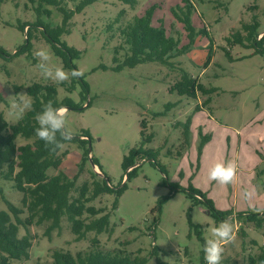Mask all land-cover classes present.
Instances as JSON below:
<instances>
[{"label":"rangeland","instance_id":"374dc122","mask_svg":"<svg viewBox=\"0 0 264 264\" xmlns=\"http://www.w3.org/2000/svg\"><path fill=\"white\" fill-rule=\"evenodd\" d=\"M189 1L193 5L191 20L198 32L192 47L183 54H173L170 64L144 62L121 70H117L115 58L124 60L126 50L120 49L116 55V47L123 42L120 23L114 21L119 12L125 11L121 21L126 23L155 6L154 24L163 23L169 35L179 37L185 45L189 42L187 31L173 13L184 6L183 0H138L134 7L119 0H102L76 13L70 22L71 31L62 40L82 52L74 62L89 84L84 100L78 78L70 76L66 85L43 78L33 55L38 49L49 52L51 65L69 74L71 69L54 53L40 28L34 29L30 56L17 53L26 43L19 23L36 20L32 4L28 0H0V46L7 52L0 54V113L14 125L25 113L17 117L11 109L13 102L21 96L31 99L28 88L34 83L56 85L58 100L70 97L82 107L64 108L67 126L73 134L83 130L90 133V156L104 173L91 160L80 169L83 150L71 142L62 146L61 167L50 168L48 174L78 175L77 186L101 181L105 174L113 186L124 187L119 197L104 193L88 203L104 208V212L85 214L87 220L108 213V229L90 231L77 240L66 216L49 235L50 221L35 223L30 226L33 246L29 259L12 260L10 264H35L38 259L51 263L54 250H87L93 238L100 240L102 250L121 249L126 257L147 259L145 264H205L204 242L211 238L212 229L224 223L231 226L234 243L224 247L221 264H250L249 256L257 255L264 246V56L256 53L255 40L248 39L244 27L256 19L257 32H264V0ZM45 7L52 14L44 15L43 20L59 25L62 15L52 6ZM182 70L216 89L208 104L204 103L208 95L200 93L193 98L171 90L181 79ZM148 135H152L151 141H144ZM37 138L18 137L17 144ZM141 145L158 152L157 160L164 170L148 158L140 159L137 174L126 182L123 159ZM215 163L235 166L231 185L208 178V170ZM171 184L186 191L175 192ZM191 185L212 199L217 210L230 215L218 218L204 205L195 204L187 192ZM0 186V210L7 209L3 196L24 208L23 193L12 181L0 179ZM248 190L255 196L245 203L241 193ZM77 194L73 191L74 196ZM166 196L170 197L157 211L159 199ZM24 210L25 218L28 211ZM251 211L258 212L263 221H250ZM195 225L200 226L204 242ZM25 233L21 227L20 235Z\"/></svg>","mask_w":264,"mask_h":264},{"label":"trees","instance_id":"16d2710c","mask_svg":"<svg viewBox=\"0 0 264 264\" xmlns=\"http://www.w3.org/2000/svg\"><path fill=\"white\" fill-rule=\"evenodd\" d=\"M36 13L34 22L19 23L18 27L26 33V43L17 51L18 54L30 53L33 49L32 39L35 36L34 29H41L42 36L50 43L54 53L61 57L66 68L71 70L78 69L74 60L80 58L82 52L66 41L62 40V36L71 31L70 25L76 13L81 12L85 7L102 0H28ZM131 7H134L138 0H119ZM184 6H178L177 11L173 13L176 18L184 24L187 31L189 42L181 45L179 37L169 35L167 28L163 23L155 25L153 22L155 14V6L147 8L144 13L136 14L126 23L121 19L124 17L125 11L121 10L115 18V23H120L118 31L122 38V44L116 47V55L118 50H126L124 60L119 62L117 70L124 67H134L144 62H161L170 64L173 54H183L187 52L195 42L198 34L194 27L191 16L193 14V5L189 0H183ZM72 4V6L70 5ZM45 6L54 7L61 15L62 20L59 25L52 26L49 22L43 20V16H51L52 11ZM248 32V39L255 40L256 53L264 56V32H257L259 22L255 19L252 24H244ZM201 33L207 34L206 30ZM242 39H239L241 41ZM0 54L6 55L7 52L0 46ZM210 63V57L207 61ZM82 84L83 99L85 100L89 94V84L82 74L78 78ZM68 84L67 81L62 85ZM74 85L69 87L72 90ZM19 90V86H16ZM171 90H177L180 95L197 98L201 93L208 95L204 103L211 101V94L216 90L207 87L198 82L189 72L182 70V76ZM28 93L32 100V108L26 111L23 117L14 125L9 124L0 113V179L12 181L14 187L23 193V207L28 211V216L23 217L25 212L21 208L5 198L3 199L7 205V209L0 210V264H10L12 260L29 259L30 249L33 246V237L30 226L37 223L41 224L50 221L46 232L49 235L53 230L61 226L63 216H66L71 223L72 232L76 235L77 240L83 239L90 231L101 233L108 229L109 214L105 213L99 217L87 220L85 214L96 216L104 212V208H96L88 203L104 193L115 194L117 197L121 195L124 187L118 188L111 184L110 179L104 174L101 181L93 180L91 183L85 181L82 185L77 186L78 175L73 178L67 176L64 172L50 176L48 170L50 168L59 169L63 163L59 148L53 150L51 146H46L39 138L31 143L22 145L17 144L18 137L31 138L35 135L36 115L42 110L43 106L52 103L55 107L68 109H82L73 99L66 97L58 100V90L56 85L52 83L42 84L34 83L28 88ZM145 135V130H142ZM152 135L144 138V141H151ZM58 139H60L58 137ZM90 133L83 130L79 134H73L71 141H60L62 146L66 143H77L78 147L83 150L81 168L87 160H91L101 169L97 160L90 156ZM158 152L154 149H146L142 145L132 148L125 155L122 163L124 170L123 179L130 181L140 167L139 160L148 158L153 164L160 166L157 160ZM164 170V169H163ZM165 172V171H164ZM104 173V172H103ZM93 175H96L94 173ZM175 192L186 191L181 187L171 184ZM0 191L3 194L0 186ZM73 191L78 194L73 195ZM188 196L195 204H202L209 209L213 216L226 218L229 212L217 210L214 201L199 189L189 186L187 189ZM200 196V197H198ZM170 196L162 197L158 201L155 208L161 211L162 204L169 199ZM248 218L257 224L261 223L262 218L258 217V212L251 211ZM157 219H155L156 222ZM191 225H194L191 223ZM26 230L24 235H20V229ZM199 238L204 242L202 230L199 225L194 226ZM259 253L249 256L250 264H264V246L259 247ZM123 250H102L101 242L98 238L91 240V246L87 250H79L73 253L70 250L56 249L52 254V262L37 260L35 264H145L147 259H132L123 255Z\"/></svg>","mask_w":264,"mask_h":264},{"label":"clouds","instance_id":"9594fccd","mask_svg":"<svg viewBox=\"0 0 264 264\" xmlns=\"http://www.w3.org/2000/svg\"><path fill=\"white\" fill-rule=\"evenodd\" d=\"M37 58V67L43 78L57 83H63L72 78H79L82 72L78 69L71 70L70 74L64 68L53 66L49 63L50 54L46 49H38L33 53ZM32 100L23 96L13 102L11 109L13 113L20 117L26 111L31 110ZM35 135L43 141L46 146H51L53 150L62 147V141H71L73 133L68 128L66 122V112L61 107H55L52 103L43 106L42 110L36 115ZM58 137L60 139H58ZM236 177V168L231 163H215L208 170V178L221 185H231ZM245 203L253 200L255 192L248 190L241 193ZM259 211V209H257ZM234 243L233 230L227 223L221 224L211 232V238L204 242L203 253L205 264H221L224 247Z\"/></svg>","mask_w":264,"mask_h":264},{"label":"crops","instance_id":"0c3cea01","mask_svg":"<svg viewBox=\"0 0 264 264\" xmlns=\"http://www.w3.org/2000/svg\"><path fill=\"white\" fill-rule=\"evenodd\" d=\"M66 110V109H65ZM247 213V212H246Z\"/></svg>","mask_w":264,"mask_h":264},{"label":"bare ground","instance_id":"6f19581e","mask_svg":"<svg viewBox=\"0 0 264 264\" xmlns=\"http://www.w3.org/2000/svg\"><path fill=\"white\" fill-rule=\"evenodd\" d=\"M64 109V108H63Z\"/></svg>","mask_w":264,"mask_h":264}]
</instances>
